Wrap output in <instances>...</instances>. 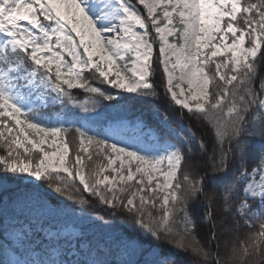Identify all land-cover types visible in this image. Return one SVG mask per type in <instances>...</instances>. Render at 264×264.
Listing matches in <instances>:
<instances>
[{"label":"snow or ice","instance_id":"snow-or-ice-1","mask_svg":"<svg viewBox=\"0 0 264 264\" xmlns=\"http://www.w3.org/2000/svg\"><path fill=\"white\" fill-rule=\"evenodd\" d=\"M0 148L6 264H264V0H0Z\"/></svg>","mask_w":264,"mask_h":264},{"label":"trees","instance_id":"trees-1","mask_svg":"<svg viewBox=\"0 0 264 264\" xmlns=\"http://www.w3.org/2000/svg\"><path fill=\"white\" fill-rule=\"evenodd\" d=\"M86 76H89L91 75L90 73H86L85 74ZM94 84H97L98 86L102 87V88H105V87H108L107 85L105 84H102L100 81H97V80H93L92 81ZM74 92H76L78 94V97L77 98H82L79 94L82 92V90H79V89H76V90H73ZM87 95V94H85ZM159 103L161 105H163L164 107H167L168 105L165 103L164 100H160ZM190 126H193V127H197V124L195 121H192L190 122ZM198 127H203V125H199ZM68 142H69V146H70V149H71V152H70V156H69V160H71L73 158V155H74V152H75V148L78 144V139L75 138L73 136L72 133H69L68 135ZM4 154V149L3 148H0V155ZM94 161L98 160L97 157H93ZM86 163L89 165L88 168L85 169V172L87 174V172L90 170L91 166H92V162H87ZM77 184H78V180H77ZM82 188V186H80ZM85 196H87L88 194L87 193H83ZM100 208H102V206H99L97 209H96V212L98 214H103L102 211H100ZM89 211H92V209H89ZM14 220L12 218V213L10 210L8 209H5L3 211H0V239H2L4 237V234H5V229L8 227L9 224L13 223ZM94 231H96L97 233L101 232L102 230L98 227H95L94 228ZM248 235L247 232H245V236L241 237V240H240V243L241 245H243V240L244 238H246V236ZM222 252H223V249H222ZM8 255L7 251L5 252H0V261H3L6 262L8 261L7 259H5V256ZM252 264H260V261L259 259H254Z\"/></svg>","mask_w":264,"mask_h":264},{"label":"rangeland","instance_id":"rangeland-1","mask_svg":"<svg viewBox=\"0 0 264 264\" xmlns=\"http://www.w3.org/2000/svg\"><path fill=\"white\" fill-rule=\"evenodd\" d=\"M5 235H8V233L5 232L4 236H5ZM5 247H7V246H5ZM7 253H8V255L5 256V259H7V260H10V259H11V260H15V259L18 258V257L15 256L14 254H12L11 251H7Z\"/></svg>","mask_w":264,"mask_h":264}]
</instances>
